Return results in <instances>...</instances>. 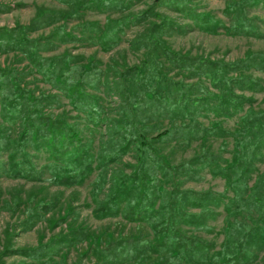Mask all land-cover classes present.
<instances>
[{"label":"trees","instance_id":"obj_1","mask_svg":"<svg viewBox=\"0 0 264 264\" xmlns=\"http://www.w3.org/2000/svg\"><path fill=\"white\" fill-rule=\"evenodd\" d=\"M58 1L78 3V0ZM90 1L87 4L84 0L81 7L93 4L114 10L125 7L123 0ZM248 3L253 6L259 1L227 3L224 14L235 16L234 22L228 26L217 22L211 15L198 16L201 21L207 22L205 29L211 33L222 28L230 35H261L256 30L255 18L249 17L245 12ZM240 10L244 12L243 15H240ZM45 14L39 15L34 23L47 26L60 18L58 14ZM152 18L156 21H151L147 32L141 36L145 39L144 58L139 64L118 73L116 81L121 96L119 114L110 119L109 125L111 135L115 136V133L116 137L110 147L103 148L105 150L97 155L96 169L116 162L131 150L135 161L127 164L130 168L128 172L124 169L111 172L108 178L110 186L102 198L98 193L104 187L101 180L96 181L91 195L96 204L94 210L97 218L121 215L127 221H143L150 229L153 239L150 241L142 235L127 236L125 240L106 239L101 247L95 237L93 241L96 243L97 257H101L103 264H252L257 257V250L264 247V179L255 177L249 184L256 173V165L263 161L264 109L248 108L238 117L237 126L233 130L225 128L221 123L206 126L198 120V115L205 108L233 115L237 110H242L244 102H252V98L237 94L235 89L243 91L260 87V81L245 75L243 71L251 68L264 71V55L248 52L243 59L232 62L199 57L198 64L190 66L192 63L186 61L185 56L171 50L160 37L162 33L180 28L173 19L145 10L138 13L135 20L129 18L117 21V24L122 29L131 21L138 24ZM32 26H22L19 30L0 29V36L11 40L8 43L11 49L21 52L52 86L70 91L69 98L73 100L77 110H84L93 97L80 96L83 94V86L96 88L100 81V71L75 64L76 58L69 54L42 57L40 51L44 48L41 46L43 44L39 43V39L33 40L28 35L29 31L36 29ZM115 34V27L110 26L106 37L111 41ZM105 38L104 41H108ZM1 41L2 39L0 43ZM63 41L71 40L67 37ZM44 44L46 45V41ZM160 57L178 71H189L188 75H194L197 80L193 83L176 80L163 70ZM203 78L209 79L210 87L215 91L202 84ZM0 95L3 118L21 120L20 133L15 139L10 137L9 128L0 124V152L14 148L15 141L16 150L23 156L21 160L27 162L25 145L37 140L39 136L44 140L51 136L55 143L62 141L59 151L62 156L66 155L68 144L77 142L79 151L77 155L71 156L77 174H70L69 178L57 173L52 181L57 184L61 181L74 182L86 175L91 169L93 158L89 148L82 149L79 134L66 121L45 115L41 97L37 98L22 85L21 77L14 68L0 67ZM93 117L98 123L99 115L94 112ZM162 118H169L171 125L160 130L152 121ZM176 119L179 123L174 122ZM153 129L157 132L149 135L148 132ZM208 137L232 138L230 160L223 158L227 148L226 144H222L219 151L203 147L191 157L173 164L156 145L179 140L188 146L193 141ZM49 145L55 151L54 145ZM54 155L59 157L57 153ZM69 167H73L72 164ZM205 168L212 177L224 180L225 188L222 192L183 187L189 180H201ZM99 174L103 175L101 172ZM167 184L169 188L166 187ZM228 192L232 194L229 195ZM220 207L225 215V237L219 250L211 251L212 244L199 236L187 234L178 226L183 223L196 231L211 230L208 219L216 216V209ZM190 208L198 211H191ZM49 209L51 208L44 205L43 212ZM252 211L257 212V216L251 219L252 224L238 223L237 218L242 213ZM26 223L31 225L30 221ZM86 237L87 240L91 238L87 230L85 232L74 227L67 233L64 244L69 247ZM119 246L124 249L120 251ZM252 246L257 248L252 249ZM42 253L44 252L40 254Z\"/></svg>","mask_w":264,"mask_h":264},{"label":"rangeland","instance_id":"obj_2","mask_svg":"<svg viewBox=\"0 0 264 264\" xmlns=\"http://www.w3.org/2000/svg\"><path fill=\"white\" fill-rule=\"evenodd\" d=\"M85 1L87 4L91 2ZM239 1L123 0L125 7L114 10L100 4L81 7L84 0H78V3H63L58 0H0L1 30L11 28L19 30L22 26L33 25L32 27L36 29L29 31L28 35L33 40L39 39V43L43 44L41 46L44 48L40 51L42 57L69 54L76 58L75 64L100 71L97 87L83 86V94L80 95L93 98L88 101L84 110H77L73 100L69 98L70 91L52 86L31 66L21 52L11 49L8 44L12 42L11 40L0 36L2 39L0 67L14 68L21 77L22 85L37 98L41 97L42 111L45 115L52 116V119L61 118L66 121L79 134L83 144L82 149L88 147L89 150H87L93 157L91 169L84 177L75 179L74 182L61 181L57 184L56 181H52L55 174H62L69 178H71L70 174H77L75 165L71 162L72 154L77 155L79 151L77 142L68 144V151L65 156H62L59 152L62 141L55 143L51 136L47 140L39 136L37 140L25 145V151L28 154L27 162L21 160L23 156L16 150L15 141H13L14 148L0 152V264H103L101 257H97L96 243L93 241L95 237L101 247L104 246L106 239L125 240L127 236L142 235L152 241L153 235L143 221H127L121 215L97 218L94 210L96 204L91 195L96 181L101 180L104 187L98 193L102 198L110 186L108 178L111 172L115 169H124L128 172L130 168L127 164L135 161L134 152L131 150L116 162L96 169L97 155L101 150H105L103 148L110 147L116 137L115 133V136L111 135L109 125L110 119L119 114L121 96L116 81L118 73L139 64L144 58L145 39L141 36L147 32L150 22L156 19H148L138 24L131 21L122 29H119L117 21L129 18L135 20L137 14L145 10L173 19L180 28L174 29L173 32L162 33L160 37L171 50L185 56V60L192 63L190 66L198 64L199 57L232 62L243 59L248 52L264 55V0H258L259 3L253 6L249 3L245 6L246 14L255 18L256 30L261 33L258 36L230 35L222 28L211 33L205 29L207 22L201 21L198 16L211 15L217 22H223L228 26L234 22L235 16L225 15L223 10L228 2ZM45 13L58 14L60 18L47 26L34 23L39 15ZM243 13L240 10V15ZM110 26L115 27L116 33L111 41L108 36L106 37ZM67 37L71 41L64 42L63 40ZM104 38L108 41H104ZM159 59L162 61L163 70L176 80H183L185 83H193L197 80L194 75H188L189 71H178L165 59L161 57ZM262 66L264 67V62ZM243 72L260 81V89L243 91L235 89V91L237 94L252 98L253 101L244 102L242 110H237L233 115L216 113L207 108L201 109L198 120L202 124L207 126L212 123H221L225 128L233 130L237 126L238 117L248 108L264 109V71L251 68ZM203 79L202 84L215 91L213 87H210L209 79ZM196 96L199 95L196 94ZM2 107L0 103V124L8 127L10 137L15 139L20 133L21 120L3 118ZM94 112L99 115L98 123L93 117ZM152 122L156 123L160 130L171 125L169 118ZM174 122L179 123V120L176 119ZM156 132L153 129L148 133L153 135ZM49 143L54 145L55 151ZM222 144H226L227 148L222 156L228 161L233 147V140L229 137H208L193 141L188 146L179 140L156 145L167 159L175 164L198 153L203 147L211 151H219ZM56 153L61 158L55 157ZM71 164L73 167H69ZM255 168L256 173L249 180L250 185L255 177L264 179V156L263 161ZM202 174L201 180H189L183 184V187L196 190L211 189L214 192L224 190L225 184L222 178L212 177L207 168L202 171ZM179 178L184 179L183 176ZM166 187L169 188L168 184ZM44 205L51 209L44 213ZM190 210L198 211L194 208ZM216 210L218 214L208 219L211 230L196 231L183 223L178 224L187 234L199 236L212 244L211 251L219 250L225 237V215L222 207ZM256 216L255 211L242 213L237 218L238 223L252 224L251 219ZM27 221L31 222L30 226L26 225ZM74 227L77 230L81 228L85 232L87 230L91 238L88 240L87 237L82 238L68 247L64 244L65 237ZM112 245L115 248V242ZM257 247L252 246V249ZM123 249L124 247L119 246L120 251ZM41 252L44 253L41 255ZM202 264L211 263L203 262ZM252 264H264V247L257 250V257Z\"/></svg>","mask_w":264,"mask_h":264}]
</instances>
